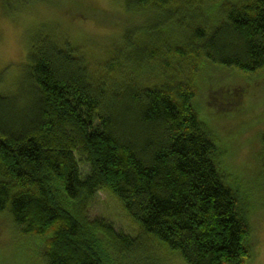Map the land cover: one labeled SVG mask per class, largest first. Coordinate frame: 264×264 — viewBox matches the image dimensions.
Returning <instances> with one entry per match:
<instances>
[{"label":"trees","instance_id":"obj_1","mask_svg":"<svg viewBox=\"0 0 264 264\" xmlns=\"http://www.w3.org/2000/svg\"><path fill=\"white\" fill-rule=\"evenodd\" d=\"M118 1L139 32L97 56L92 38L39 37L31 86L0 91V212L39 240L43 264H139L159 246L185 264H249L250 205L181 75L207 62L264 70V0ZM243 94L219 92L218 106L235 110ZM103 192L135 236L91 218Z\"/></svg>","mask_w":264,"mask_h":264},{"label":"rangeland","instance_id":"obj_2","mask_svg":"<svg viewBox=\"0 0 264 264\" xmlns=\"http://www.w3.org/2000/svg\"><path fill=\"white\" fill-rule=\"evenodd\" d=\"M143 23L142 18L124 13L118 0H0V91L16 92V96L31 86L25 59L39 37L60 44L92 38L89 45L98 50L93 53L97 56L112 46L114 34L121 35L125 29L139 32ZM81 49L87 51L86 46ZM91 60L95 58L87 63ZM181 76L193 79L194 105L222 149L220 164L250 205L247 216L254 256L249 264H264V70L245 74L207 62L197 70L185 68ZM239 91L244 96L237 109L227 112L218 106L219 92ZM90 216L112 223L119 231L137 233L118 201L104 192L92 202ZM42 247L0 212V264H43L34 256ZM148 254L139 264H185L177 252L161 246L151 247Z\"/></svg>","mask_w":264,"mask_h":264}]
</instances>
